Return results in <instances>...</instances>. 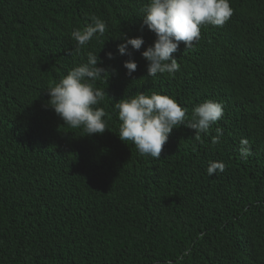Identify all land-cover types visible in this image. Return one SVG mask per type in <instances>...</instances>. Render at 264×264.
Segmentation results:
<instances>
[{"label":"trees","instance_id":"trees-1","mask_svg":"<svg viewBox=\"0 0 264 264\" xmlns=\"http://www.w3.org/2000/svg\"><path fill=\"white\" fill-rule=\"evenodd\" d=\"M229 2L223 26L181 42L179 71L148 77V0H0V264H264V0ZM93 15L106 32L77 48L71 33ZM124 34L145 41L131 56L117 52ZM88 52L109 71L95 83L109 130L92 136L46 107ZM139 92L174 97L189 118L217 101L224 116L199 139L173 129L154 159L118 137L114 103ZM210 161L225 171L209 176Z\"/></svg>","mask_w":264,"mask_h":264},{"label":"clouds","instance_id":"clouds-1","mask_svg":"<svg viewBox=\"0 0 264 264\" xmlns=\"http://www.w3.org/2000/svg\"><path fill=\"white\" fill-rule=\"evenodd\" d=\"M141 30L146 27L156 36L153 45L142 52L147 63V76L158 74L174 75L180 69L174 56L181 42L188 49L200 40L201 26H223L233 15L229 0H148L142 9ZM106 23L93 15L91 22L83 29L73 30L72 39L77 48L89 44L93 37H102L106 32ZM117 45L119 55H129V46L140 50L145 41L142 36L128 38L124 34ZM108 59H114V53H107ZM100 57L92 52L87 54V62L71 69L58 83L50 85L46 91L50 99L46 107L53 110L64 125L74 130H82L86 135L103 134L108 131L105 109L96 107L105 99V90L95 87L97 80L103 79L109 71L98 66ZM127 74L131 76L138 67L134 59L124 62ZM118 112V137L121 141H131L141 155L159 159L164 145L169 140L173 129L185 125L195 130V138L208 133L212 125L224 116V106L220 102L207 100L194 106L191 118L188 110L181 106L174 97L158 94L147 95L139 92L135 96L123 98L114 103ZM212 143L220 142L222 128L215 129ZM240 154L247 158L251 154L249 141L240 142ZM226 164L222 161L209 162V176L224 172Z\"/></svg>","mask_w":264,"mask_h":264}]
</instances>
